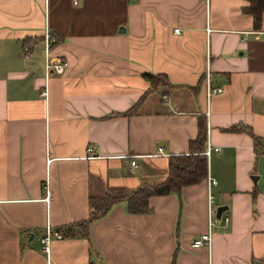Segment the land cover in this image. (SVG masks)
Instances as JSON below:
<instances>
[{
	"label": "crops",
	"instance_id": "crops-1",
	"mask_svg": "<svg viewBox=\"0 0 264 264\" xmlns=\"http://www.w3.org/2000/svg\"><path fill=\"white\" fill-rule=\"evenodd\" d=\"M75 1L0 0V264H264V11L254 29L245 0ZM45 44L62 74L45 72ZM198 117L219 148L204 179L150 196L144 214L118 201L86 237L63 235L89 197L163 180ZM208 190L226 209L193 248ZM45 225L62 233L47 255Z\"/></svg>",
	"mask_w": 264,
	"mask_h": 264
},
{
	"label": "trees",
	"instance_id": "trees-1",
	"mask_svg": "<svg viewBox=\"0 0 264 264\" xmlns=\"http://www.w3.org/2000/svg\"><path fill=\"white\" fill-rule=\"evenodd\" d=\"M246 4L241 8L244 13L251 16L252 27L259 28L261 13L264 11V0H245ZM150 88L165 84L164 76L160 74H144ZM135 105V104H133ZM131 106L125 114L131 112ZM196 135L187 143V154L169 156L166 176L163 180L149 184H142L131 190L123 197H115L109 194L100 197L88 198V216L85 220L68 224L64 227V236L78 235L86 237L87 224L102 216L111 205L118 201H124L126 211L131 214H144L148 211L147 200L150 196L165 195L169 193L179 194L182 187L200 182L206 175V159L201 153L205 145V123L200 117L196 121ZM230 131H238L239 128L230 126ZM253 140L254 148L260 141L248 131Z\"/></svg>",
	"mask_w": 264,
	"mask_h": 264
},
{
	"label": "built area",
	"instance_id": "built-area-1",
	"mask_svg": "<svg viewBox=\"0 0 264 264\" xmlns=\"http://www.w3.org/2000/svg\"><path fill=\"white\" fill-rule=\"evenodd\" d=\"M204 3L207 2V0H201ZM72 3L75 4L76 1L72 0ZM206 32L208 31V28H205ZM174 31H177V29H174ZM261 36L264 38V32L261 33ZM44 40L45 43H47L48 40H52L51 37L46 33L44 35ZM47 44H45V63H44V69L45 72L47 74H62V72L64 71L65 68V61L60 59L59 57H52L49 56L48 52H47ZM28 50L29 47L28 45L24 44L21 46V56L22 57H27L28 55ZM207 62V60H206ZM204 89H205V97L208 98V96L211 94V92L218 90V88H212L209 85V81H208V69H207V64L205 67V71H204ZM87 155L89 158L92 157H96L97 154L94 151L93 146H88L87 149ZM210 151H219V148L216 146H210L208 143L205 144L204 149L202 150V154L204 156H208V154L210 153ZM158 154H162V151L159 147L156 148V151L154 153V155H158ZM130 164H134V158H130L129 160ZM215 183V181L210 178L209 176H206V184L207 187L209 188V186L213 185ZM207 208H206V231L199 234L196 238H193L190 242V247H198L200 245H208L209 241H210V237H211V233H212V227L215 224V215H214V207L211 206V202H212V196L209 193V190L207 191ZM220 218V216H219ZM223 221H226V218L223 217L222 218ZM54 238V239H59L62 238V233L57 231V230H53L51 229L48 225L44 226L43 229V236L41 237L40 241L42 243V250L43 252L47 255L48 253V245L50 240Z\"/></svg>",
	"mask_w": 264,
	"mask_h": 264
},
{
	"label": "water",
	"instance_id": "water-1",
	"mask_svg": "<svg viewBox=\"0 0 264 264\" xmlns=\"http://www.w3.org/2000/svg\"><path fill=\"white\" fill-rule=\"evenodd\" d=\"M251 180H252V183H255V180H256V176H251ZM226 209V206L225 205H217L215 206L214 208V215H215V218H219L220 214L222 211H224Z\"/></svg>",
	"mask_w": 264,
	"mask_h": 264
},
{
	"label": "rangeland",
	"instance_id": "rangeland-1",
	"mask_svg": "<svg viewBox=\"0 0 264 264\" xmlns=\"http://www.w3.org/2000/svg\"><path fill=\"white\" fill-rule=\"evenodd\" d=\"M213 201V200H212ZM211 206L213 207V203L211 202ZM217 220V218H215V221ZM214 226L212 227V231H213Z\"/></svg>",
	"mask_w": 264,
	"mask_h": 264
}]
</instances>
